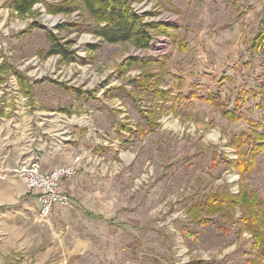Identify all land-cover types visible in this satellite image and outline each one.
<instances>
[{
    "label": "rangeland",
    "instance_id": "374dc122",
    "mask_svg": "<svg viewBox=\"0 0 264 264\" xmlns=\"http://www.w3.org/2000/svg\"><path fill=\"white\" fill-rule=\"evenodd\" d=\"M130 1L152 23L147 47L96 35L104 22L87 0H41L25 13L0 0V161L8 164L0 181L22 180L1 177L18 161L20 141L31 139L40 151L62 138L56 142L85 155L95 213L117 225L88 217L84 205L42 218L35 202L24 212L22 202L0 194V264H258L252 234L238 221L247 209L231 206V219L208 215L205 199L242 185L264 199V155L256 154L249 173L230 163L238 156L234 137L250 130L246 118L262 117L260 97L249 93L244 116L232 122L188 95L218 94L234 109L244 87L263 89L257 67L264 59L244 42L198 39L223 17L206 0ZM229 5L220 10L226 20ZM239 6L245 37L264 32V0ZM196 204L207 221L194 217Z\"/></svg>",
    "mask_w": 264,
    "mask_h": 264
},
{
    "label": "trees",
    "instance_id": "16d2710c",
    "mask_svg": "<svg viewBox=\"0 0 264 264\" xmlns=\"http://www.w3.org/2000/svg\"><path fill=\"white\" fill-rule=\"evenodd\" d=\"M15 8L20 13H25L35 3L41 0H14ZM87 8L92 16L104 22L95 29L96 35L110 42L132 40L135 45L140 47L149 46L151 34L149 29L152 23H147L135 12H133L130 0H87ZM259 45H264V33L260 32L254 38ZM53 53L62 54L68 58V51L62 47H53ZM183 98L182 93H179ZM174 97L170 95L169 98ZM190 98H199L212 103L222 115L229 120L235 121L241 119V108L236 106L234 109L223 107L218 94L199 96V94L190 93ZM176 99V97H174ZM261 119L246 118L250 126L248 132L242 131L241 134L234 137L232 143L236 146L238 156L230 160L240 173H249L255 166V156L258 153L264 155V105H262ZM252 147L248 149L247 144ZM226 187L208 193L205 199L207 214L219 213L228 219L233 218L230 207L240 205L246 208L238 221L243 228L252 234L253 247L257 250L256 258L258 264H264V210L262 205L264 199L262 196L247 185H242L238 193H230ZM203 209L199 204L193 207V215L199 218L200 222L207 221V217H200ZM204 218V219H203ZM209 219V217H208Z\"/></svg>",
    "mask_w": 264,
    "mask_h": 264
},
{
    "label": "crops",
    "instance_id": "0c3cea01",
    "mask_svg": "<svg viewBox=\"0 0 264 264\" xmlns=\"http://www.w3.org/2000/svg\"><path fill=\"white\" fill-rule=\"evenodd\" d=\"M197 1H199V0H197ZM203 2H204V0H203ZM205 3L211 4V6L213 8L212 11L214 12L213 13L214 17H216V16H223V17H222V20L215 18V22L212 25H209L207 23L204 26V28L199 30L200 37L198 39L200 41H203L204 40L203 38H208L210 41L212 38L211 36L213 35L214 38L212 40V44L227 43V44H233L234 47H236V45L244 42L247 45V51L249 52V54L252 55V53L254 52V55H256V56L261 55L260 54V47L264 46V45H259L258 41L256 43L254 42V38L261 31L260 32L258 31L259 33L257 32L254 35H252L251 37L250 36L248 38L245 37V30L242 27L243 22L240 21V18L241 19L243 18L242 17L243 16V9L240 8V6H239L241 4V0H227V1L222 0L219 3H214V0H206ZM229 4H231L233 6L234 12L232 13V15L231 14L228 15L229 19L226 20L225 18L227 17V15L225 13L222 14V12L220 10L225 9L227 7V5H229ZM230 13H231V11H230ZM231 17H232V19L234 17V19L233 20L230 19ZM260 26H262L261 23H260ZM197 28L195 27V33L196 34L198 33ZM182 38L184 40H186L187 35H183ZM185 48L187 49V46ZM257 52H259V54ZM257 69H258V73L260 75L263 74V77H264V67H260L258 65ZM227 79L233 80L230 75H228ZM249 93H252V95L254 97H260V100L257 103V107H260V109H262V105H264V87L260 91H258L256 88L247 89V87H244L242 89L241 93L235 99V103H236L235 107L239 106L241 108L240 113L242 111V108L244 107V102H245L246 96H248ZM226 108L230 109L227 106H226ZM262 113H263V111H262ZM242 116H244V115L242 114ZM230 121H232V120H230ZM235 121H238V120H235ZM232 122H234V121H232ZM56 139L59 140L62 138H55V144L52 145V147L49 145V143L46 147L44 146V144H42V147L40 149H42L43 151L42 150H40V151L36 150V149H38V147L34 148V143L31 139L28 140V143L25 141H20L19 150H17L18 151L17 157L20 158L24 154L30 153L33 150L32 151L33 153L31 152V154L39 157L42 168L43 169H52V168H55V167L60 166V165L71 163L73 161L74 157H76L77 155H81L82 156L81 172L79 173V175L75 179H73V178L67 179L63 182V188L69 194V196L71 198V205L68 207L84 205L85 206V213L88 217L107 221L105 216L102 213L97 214L94 211L99 206V201L98 200L92 201V199H89L88 196L85 194L87 192V190L90 189L89 184L87 183L88 174L83 172V170L85 168V162H84L85 161V155H83V154H75V155L72 154L71 151H69L68 147H64V145H65L64 143H62V144L57 143ZM36 151H38V152H36ZM5 165H8V164H6L5 159H2L0 161V168L3 169L5 167ZM94 180H95V177L91 176L90 182L94 183ZM0 187L3 188L0 191V194H3L2 199H5V198L11 199V200L14 199L15 203L22 202L21 203L22 207H23L22 210L24 212H26L28 207L31 208L32 202L36 203V209H37V207L39 208V203H38L37 199L32 194L29 193L27 184L24 181L10 177V178L6 179L4 182L0 181ZM1 205H3V203L0 201V209H1ZM86 206H87V209H86ZM61 209H63V208H61V206H55L50 216L53 215L54 211L57 212ZM107 222L111 225L117 226V225H115L116 222H114V220H108Z\"/></svg>",
    "mask_w": 264,
    "mask_h": 264
},
{
    "label": "built area",
    "instance_id": "2783aa9c",
    "mask_svg": "<svg viewBox=\"0 0 264 264\" xmlns=\"http://www.w3.org/2000/svg\"><path fill=\"white\" fill-rule=\"evenodd\" d=\"M260 54L264 59V46L260 47ZM82 167V156L77 155L68 164L52 169H43L39 157L24 155L15 165L6 169L1 176L6 179L9 175L19 176L28 187V191L39 203V216L47 218L55 206L68 207L71 198L63 188V182L76 177Z\"/></svg>",
    "mask_w": 264,
    "mask_h": 264
}]
</instances>
